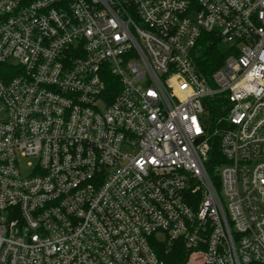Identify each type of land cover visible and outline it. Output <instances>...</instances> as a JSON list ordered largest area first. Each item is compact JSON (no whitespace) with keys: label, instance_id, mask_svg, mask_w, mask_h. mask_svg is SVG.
Segmentation results:
<instances>
[{"label":"built area","instance_id":"2783aa9c","mask_svg":"<svg viewBox=\"0 0 264 264\" xmlns=\"http://www.w3.org/2000/svg\"><path fill=\"white\" fill-rule=\"evenodd\" d=\"M203 33L226 45L209 76ZM159 246L264 264V0H0V264Z\"/></svg>","mask_w":264,"mask_h":264},{"label":"trees","instance_id":"16d2710c","mask_svg":"<svg viewBox=\"0 0 264 264\" xmlns=\"http://www.w3.org/2000/svg\"><path fill=\"white\" fill-rule=\"evenodd\" d=\"M222 57L223 54L220 50L218 39L211 33H203L202 38L199 41L196 56V63L200 71L206 76H209V74L220 65ZM210 102L211 105L208 115L211 121L209 126L211 149L207 161V170L215 183H217L215 169L223 162V159L220 154L218 138L216 135L213 136L212 132L216 117L223 112L220 109L221 100L214 98ZM157 255L164 264H185L187 258L185 252L176 247L165 251L164 247L159 246L157 249Z\"/></svg>","mask_w":264,"mask_h":264},{"label":"rangeland","instance_id":"374dc122","mask_svg":"<svg viewBox=\"0 0 264 264\" xmlns=\"http://www.w3.org/2000/svg\"><path fill=\"white\" fill-rule=\"evenodd\" d=\"M225 48H226V45H225V44H220V50H221V51H224Z\"/></svg>","mask_w":264,"mask_h":264}]
</instances>
